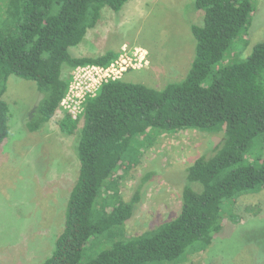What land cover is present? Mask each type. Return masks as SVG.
<instances>
[{
  "label": "trees",
  "instance_id": "trees-1",
  "mask_svg": "<svg viewBox=\"0 0 264 264\" xmlns=\"http://www.w3.org/2000/svg\"><path fill=\"white\" fill-rule=\"evenodd\" d=\"M129 0H7L0 8V144L10 134L11 108L4 99L11 75L34 80L43 94L27 125L40 130L54 119L77 66H109L119 53L75 56L104 7L120 11ZM203 23L193 24L196 52L187 76L162 89L122 78L104 82L87 97L78 119L66 115L65 132L82 122L80 169L70 193L65 226L53 254L41 264H178L202 251L225 226L223 205L264 186V41L238 62L221 61L248 29L252 0H195ZM186 129L224 131L210 155L183 174L182 204L173 219L127 236L125 223L140 199L117 190L135 150L157 134ZM137 148V149H136ZM145 180V179H143ZM115 198L116 201H111ZM103 241L85 257L93 240ZM108 239V241L106 240Z\"/></svg>",
  "mask_w": 264,
  "mask_h": 264
},
{
  "label": "rangeland",
  "instance_id": "rangeland-1",
  "mask_svg": "<svg viewBox=\"0 0 264 264\" xmlns=\"http://www.w3.org/2000/svg\"><path fill=\"white\" fill-rule=\"evenodd\" d=\"M6 1L0 0L1 10ZM252 1L251 23L234 40L223 65L242 60L264 41V0ZM194 2L129 0L118 12L104 7L98 24L70 51L75 56H98L108 50L119 53L116 69L127 81L157 89L181 82L196 52L191 26L203 23V11ZM42 98L34 80L9 77L4 99L11 108V130L0 144V264H41L53 254L79 175L82 122L74 132L62 130L61 121L68 112L60 106L54 119L31 131L26 122ZM223 137L224 131L186 129L154 135L150 144L136 148L133 165L120 172L117 187L124 201L139 189L140 199L124 225L125 235L141 234L176 217L185 168L198 157L210 155ZM222 212L223 230L206 249L178 264H264V186L235 202H225ZM106 246L93 240L85 257Z\"/></svg>",
  "mask_w": 264,
  "mask_h": 264
},
{
  "label": "built area",
  "instance_id": "built-area-1",
  "mask_svg": "<svg viewBox=\"0 0 264 264\" xmlns=\"http://www.w3.org/2000/svg\"><path fill=\"white\" fill-rule=\"evenodd\" d=\"M116 64L119 65L118 58L107 67L86 64L77 66L73 70L69 89L60 105L66 109L72 119L79 118L86 98L95 95L104 82L120 78L121 71L116 69Z\"/></svg>",
  "mask_w": 264,
  "mask_h": 264
}]
</instances>
